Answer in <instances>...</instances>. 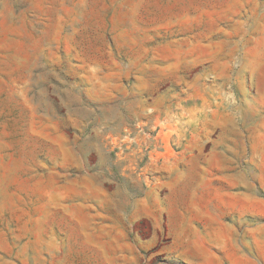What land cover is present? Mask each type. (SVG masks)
<instances>
[{"label":"rangeland","instance_id":"1","mask_svg":"<svg viewBox=\"0 0 264 264\" xmlns=\"http://www.w3.org/2000/svg\"><path fill=\"white\" fill-rule=\"evenodd\" d=\"M157 117L177 121L179 148L224 137L216 203L231 212L194 225L212 239L176 240L150 203L160 231L130 236L135 263L264 264V0H0V264L130 260L105 235L68 236L118 189L164 196L124 152Z\"/></svg>","mask_w":264,"mask_h":264},{"label":"crops","instance_id":"2","mask_svg":"<svg viewBox=\"0 0 264 264\" xmlns=\"http://www.w3.org/2000/svg\"><path fill=\"white\" fill-rule=\"evenodd\" d=\"M242 139L239 138L238 140L241 141ZM223 140L224 137L221 135L214 137L206 134L195 142L188 141L189 143L184 145V150L190 147L191 152L182 157L180 166L159 173L158 177H160L164 188H166V193L160 200L152 201L144 196L135 197L131 194L124 197L122 191L118 189L116 193L113 192L116 199H112L111 203H106V206L95 203L94 210L90 212L91 215L87 218L91 221L89 226L80 223L73 230H70L68 237L74 239L75 234L81 237L80 235L89 233L105 235L112 240L109 244L114 245L115 248L121 247L131 252V259L124 261V264H140L135 263L134 254L137 245L130 241V236L134 235L141 238L143 240L141 245H148L152 242V238H154L152 237V230L159 232L160 226L158 217L152 212L153 205L150 203H158V211L162 210L166 215L167 233L172 234L173 239L192 238L196 241L212 239L213 231L209 229L203 231L199 226L194 225L214 223L216 208L222 209L223 213L231 212L229 203H216V196H220V192L216 191V182H230L226 177L229 176L228 173L231 167L216 165V161L219 157L221 158L223 151L233 150L230 147L223 148ZM135 158H130L134 161L133 164L136 162ZM234 170L237 173L238 167L235 166ZM128 183L129 186L126 192L137 193V191L131 189V184L133 183L134 188L137 189L138 179L135 176L130 177ZM228 194L230 196L229 192ZM235 204L234 212L240 213L241 216L256 213V210L252 211V205L256 206L257 203H243V206L239 209L238 197H236ZM258 204L261 206V203ZM97 206L107 208V210L98 209ZM219 216L222 215L219 214ZM145 225L150 231V236L146 239L141 235V231L146 229ZM85 240L86 242L89 241L87 237ZM176 249L180 250L177 247ZM195 249L198 250L197 247ZM102 264L119 263L111 260Z\"/></svg>","mask_w":264,"mask_h":264},{"label":"built area","instance_id":"3","mask_svg":"<svg viewBox=\"0 0 264 264\" xmlns=\"http://www.w3.org/2000/svg\"><path fill=\"white\" fill-rule=\"evenodd\" d=\"M147 128L151 131H147ZM177 128V121L157 117L149 125H137L134 133L127 136L128 141L125 144L124 152L137 159L141 156L150 165L144 177H157L158 179L161 171L169 169V166L172 167L180 161L185 143L182 144V148L178 147V142L175 140ZM121 141V139L117 141L119 143L116 148L119 151L123 150ZM153 167L154 169H151ZM140 172H144V170L142 169Z\"/></svg>","mask_w":264,"mask_h":264}]
</instances>
